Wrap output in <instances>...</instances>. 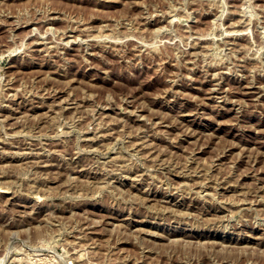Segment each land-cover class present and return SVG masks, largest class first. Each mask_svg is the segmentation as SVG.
I'll return each instance as SVG.
<instances>
[{
  "label": "rangeland",
  "instance_id": "obj_1",
  "mask_svg": "<svg viewBox=\"0 0 264 264\" xmlns=\"http://www.w3.org/2000/svg\"><path fill=\"white\" fill-rule=\"evenodd\" d=\"M263 200L264 0H0V264H264Z\"/></svg>",
  "mask_w": 264,
  "mask_h": 264
},
{
  "label": "bare ground",
  "instance_id": "obj_2",
  "mask_svg": "<svg viewBox=\"0 0 264 264\" xmlns=\"http://www.w3.org/2000/svg\"><path fill=\"white\" fill-rule=\"evenodd\" d=\"M232 33V32H231ZM201 37H203V36H201ZM199 38V37H198ZM206 38V37H205ZM86 42V41H85ZM38 43V42H37ZM218 81H219V79H218ZM252 84V83H251ZM248 86V85H247ZM213 89V88H212ZM211 89V90H212ZM247 91V90H246ZM216 96V95H215ZM254 99V98H253ZM216 101V100H215ZM257 101V100H256ZM66 106V105H65ZM190 114H192V113H190ZM257 132V131H256ZM194 134V133H193ZM5 192V191H4ZM264 201V200H263ZM170 202V201H169ZM172 202V201H171ZM262 232V231H261ZM264 240V239H263ZM260 241V240H259ZM214 246V245H213Z\"/></svg>",
  "mask_w": 264,
  "mask_h": 264
}]
</instances>
